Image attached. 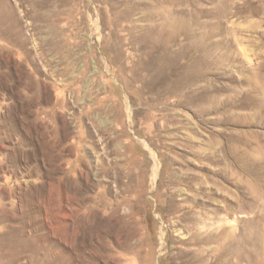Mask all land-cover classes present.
Instances as JSON below:
<instances>
[{
  "label": "rangeland",
  "instance_id": "obj_1",
  "mask_svg": "<svg viewBox=\"0 0 264 264\" xmlns=\"http://www.w3.org/2000/svg\"><path fill=\"white\" fill-rule=\"evenodd\" d=\"M0 264H264V0H0Z\"/></svg>",
  "mask_w": 264,
  "mask_h": 264
},
{
  "label": "bare ground",
  "instance_id": "obj_2",
  "mask_svg": "<svg viewBox=\"0 0 264 264\" xmlns=\"http://www.w3.org/2000/svg\"><path fill=\"white\" fill-rule=\"evenodd\" d=\"M215 257V256H214ZM188 262V261H187Z\"/></svg>",
  "mask_w": 264,
  "mask_h": 264
}]
</instances>
